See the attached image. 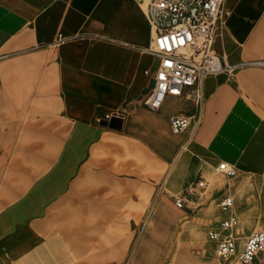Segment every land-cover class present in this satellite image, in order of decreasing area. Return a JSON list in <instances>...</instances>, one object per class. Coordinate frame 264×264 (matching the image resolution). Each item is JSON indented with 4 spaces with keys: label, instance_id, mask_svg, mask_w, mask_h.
Wrapping results in <instances>:
<instances>
[{
    "label": "crops",
    "instance_id": "obj_1",
    "mask_svg": "<svg viewBox=\"0 0 264 264\" xmlns=\"http://www.w3.org/2000/svg\"><path fill=\"white\" fill-rule=\"evenodd\" d=\"M225 4L226 30L216 50L231 64L264 59V0ZM152 37L145 6L138 0H0V168L9 165L6 157L17 135H31L28 119L38 99L58 110L61 104L89 137L86 147H80L78 174L70 178L73 200L81 199L74 196L80 187L89 191L84 198L94 200L112 199V193L137 196L141 188L154 190V195L161 192V183H178L191 156L214 169L221 160L240 171L263 169L264 67L248 65L205 79L201 124L188 150L176 159L188 131L174 135L169 119L192 112L193 105L176 97H167L157 111L144 105L157 66L146 51ZM33 83L46 84L33 93ZM95 116L99 126L92 123ZM103 120L110 126L102 125ZM57 131L52 132L55 145ZM34 144L40 147L31 149L33 144L27 143L25 150L45 148ZM55 164L59 168L64 161ZM47 165L36 172L43 181L54 171ZM45 167L49 172L40 174ZM5 180L0 177V185L10 197L15 194L12 181ZM54 191L59 208V187ZM24 209L8 207L0 214V264H89V254L96 251L90 235H73L60 223L59 229H50L53 224L32 221ZM237 232L246 235L239 228ZM99 245L103 250L111 245L110 231Z\"/></svg>",
    "mask_w": 264,
    "mask_h": 264
},
{
    "label": "rangeland",
    "instance_id": "obj_2",
    "mask_svg": "<svg viewBox=\"0 0 264 264\" xmlns=\"http://www.w3.org/2000/svg\"><path fill=\"white\" fill-rule=\"evenodd\" d=\"M45 84L33 83V93ZM52 105L38 99L33 101V114L28 119L32 122L31 135H17L14 150L6 157L10 159L9 165L0 168V177L5 181L10 178L15 192L8 197L4 194V185H0V214L8 207L16 210L23 207L31 214L32 221L44 219L50 226L53 224L50 229L56 230V225L59 229L60 223L62 229L73 235H90L96 243V251L89 254L93 257L88 260L89 264H240L216 261L206 230L220 219L217 201L227 189L235 197L240 233L264 229V168L252 173L228 163L234 174L222 177L210 164L191 156L178 183L174 187L171 181L161 183L159 187L163 190L154 195V190L141 188L137 196L130 193L128 198H119L122 194L112 193V199L94 200L84 198L89 191H81L80 187L74 196L81 199L73 200L68 194L70 178L78 174L75 168L80 160V147H86L89 137L84 134L81 121L68 117L61 104L59 110ZM92 123L99 126L97 116L92 118ZM56 128L59 138L55 145L52 132ZM27 143L33 144L31 149L40 147L34 143L45 148L28 151L24 148ZM59 159L64 165L56 168L55 162ZM44 164L54 171L43 181L36 172ZM44 172L49 169L42 168L39 173ZM201 178L206 180L204 188L197 185ZM188 184L192 187L191 194L177 206L174 196ZM58 187L59 208L58 198L53 196ZM91 194H95L94 189ZM108 231L111 245L106 250L99 249V241ZM89 242L91 245V240ZM251 264H264V252Z\"/></svg>",
    "mask_w": 264,
    "mask_h": 264
},
{
    "label": "built area",
    "instance_id": "obj_3",
    "mask_svg": "<svg viewBox=\"0 0 264 264\" xmlns=\"http://www.w3.org/2000/svg\"><path fill=\"white\" fill-rule=\"evenodd\" d=\"M145 6L146 18L153 31L147 52L157 60L153 83L144 98V105L153 111L161 108L167 97L185 99L192 103L190 113L177 112L170 116L171 132L188 138L180 145L176 159L188 149V143L201 124L205 102L204 81L209 76L229 75L246 62L227 63L215 44L223 43L226 30V0H138ZM149 70H145L148 74ZM216 171L232 176L228 163L218 164ZM197 185L206 186L201 178ZM192 191L191 185L174 196L181 206ZM223 217L207 229L206 237L213 245L215 259L251 264L264 252V229L239 235L240 221L235 214V198L223 193L217 201Z\"/></svg>",
    "mask_w": 264,
    "mask_h": 264
},
{
    "label": "bare ground",
    "instance_id": "obj_4",
    "mask_svg": "<svg viewBox=\"0 0 264 264\" xmlns=\"http://www.w3.org/2000/svg\"><path fill=\"white\" fill-rule=\"evenodd\" d=\"M248 65L264 67V59H261V60H255V61H247V63H246L245 65H243L242 67H244V66H248ZM225 163H226V162H225ZM219 164H221V163H219Z\"/></svg>",
    "mask_w": 264,
    "mask_h": 264
},
{
    "label": "water",
    "instance_id": "obj_5",
    "mask_svg": "<svg viewBox=\"0 0 264 264\" xmlns=\"http://www.w3.org/2000/svg\"><path fill=\"white\" fill-rule=\"evenodd\" d=\"M101 123H102V125H104V126H110L107 120H103Z\"/></svg>",
    "mask_w": 264,
    "mask_h": 264
}]
</instances>
